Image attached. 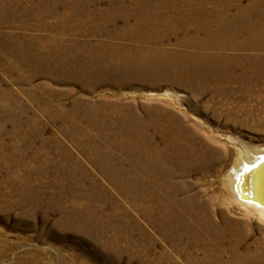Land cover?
<instances>
[{
    "label": "rangeland",
    "instance_id": "1",
    "mask_svg": "<svg viewBox=\"0 0 264 264\" xmlns=\"http://www.w3.org/2000/svg\"><path fill=\"white\" fill-rule=\"evenodd\" d=\"M237 147L264 148V0H0V264H235L222 233L264 248Z\"/></svg>",
    "mask_w": 264,
    "mask_h": 264
},
{
    "label": "bare ground",
    "instance_id": "2",
    "mask_svg": "<svg viewBox=\"0 0 264 264\" xmlns=\"http://www.w3.org/2000/svg\"><path fill=\"white\" fill-rule=\"evenodd\" d=\"M149 96H153V94H149ZM158 96L164 97L166 99H176L177 101H179L175 94L170 93L168 91L158 94ZM141 126L139 127L140 129H138L137 131V133H140L139 137L142 136L149 137V139L146 140L143 139L144 142L142 143L146 142L145 144H147L148 142L150 147L153 148L154 153L156 154H160L161 150L154 147L155 139H153V137L157 135V136H163V139H167V138H172L174 136H178V134L182 132V131L178 132V129L174 130L168 127L165 130V132L163 131L164 133L154 134L153 128H151L149 132L147 128ZM191 141H192V145H191L192 147L193 145H195V142L198 143L200 147V149L198 148L199 149L198 151L201 153V159L203 158L204 155L206 156V154L208 153V149L211 148V145H209L205 139H185L184 145L189 146ZM202 146H205L204 149L202 148ZM169 147L171 148L172 145L168 146L167 149H169ZM222 149L224 148L222 147ZM202 150H204L205 153L204 155ZM222 153L223 152L221 151L219 153L221 157L223 156ZM169 155L170 156H166V155L162 156L163 157L162 165L165 166L166 168L171 169L170 166L171 164L174 166V163L171 160L172 154L169 153ZM258 163H261L263 165L257 168L256 165ZM197 166H201V160ZM261 175H264V148L254 150V149H248L247 147H237L234 163L232 164L229 172H227L225 178H223L220 181V183L223 186L224 192L228 194V198H227L228 201L230 203H236L240 205L242 208V212L246 214H253V216L256 218L261 216L264 217V176L260 177ZM136 206L137 208H139V204H136ZM235 224H237V222ZM239 232L240 231L236 230V232L233 233V231L228 230L225 232V234L222 233L220 236L222 239L226 240V238H229L230 235L234 234L236 235L235 242L239 243L240 242V237L238 236ZM218 238L221 239L220 237ZM236 243L233 244L231 243L230 246V249L234 251L233 260L231 262L235 261V264H253L255 262H259L260 259H264V248L261 247L256 250H252V251L249 250L244 255V253L238 252V249H235L233 247L236 245ZM220 245H222L221 251L219 247L217 248L219 249L218 255L222 253L224 243ZM241 245H243V243ZM249 255H251L250 256V259L252 260L251 262L250 260H248Z\"/></svg>",
    "mask_w": 264,
    "mask_h": 264
},
{
    "label": "water",
    "instance_id": "3",
    "mask_svg": "<svg viewBox=\"0 0 264 264\" xmlns=\"http://www.w3.org/2000/svg\"><path fill=\"white\" fill-rule=\"evenodd\" d=\"M263 164H261V163H258L256 166H257V168H259L260 166H262ZM264 175H261L260 177H263Z\"/></svg>",
    "mask_w": 264,
    "mask_h": 264
}]
</instances>
